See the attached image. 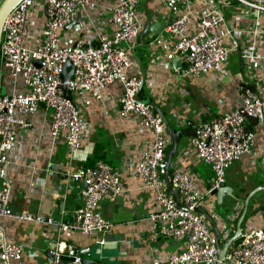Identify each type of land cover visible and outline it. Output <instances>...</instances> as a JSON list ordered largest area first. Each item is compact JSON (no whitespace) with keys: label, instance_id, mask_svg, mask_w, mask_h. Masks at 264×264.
<instances>
[{"label":"built area","instance_id":"obj_1","mask_svg":"<svg viewBox=\"0 0 264 264\" xmlns=\"http://www.w3.org/2000/svg\"><path fill=\"white\" fill-rule=\"evenodd\" d=\"M43 1L38 5L36 0H21L2 27L0 218L53 223L51 218L42 214L25 210L15 212L9 207L12 191L9 174L18 167H28L30 162H35L34 157L21 154L22 137L31 127L29 118L39 110L50 113L52 109L47 154L52 155L55 143L62 138L70 158H74L93 133L85 118L86 111L75 99L89 95L102 101L103 90L119 83L118 118L135 121L152 136L149 146L143 145L139 155L126 163L125 171L138 178L140 188L155 192L157 209L147 217L154 228L153 237L179 243L177 250H154L151 259L143 264H215L214 234L199 210L204 209L205 197L225 184L226 170L233 162L249 156L253 164L264 167V160H261L264 150L257 147L255 131L257 129L258 135L264 136V75L260 85L250 83L242 88L238 106L209 121H201L188 138L195 159L208 165L212 171L208 190H200L195 178L181 170L183 154L170 162L168 178L179 196L180 206H177L162 178L170 137L162 118L152 107L135 99L139 88L141 91L147 87L152 92L151 82L140 73L131 71L132 55L144 27L140 19L142 11L139 10L143 0ZM159 2L167 11L162 32L168 40L156 49L150 48V53L162 55L160 58L166 60L178 59L174 72L189 79L218 71L230 52L240 48L244 35L251 32L256 35L260 31L258 19L254 26L248 25L250 14L264 15V0H233V5L228 0ZM226 8H231V22L224 14ZM237 8L250 11L238 13ZM40 9L43 10L42 17L38 15ZM240 20L246 22L245 26L238 24ZM243 52L242 57L252 61L255 67L261 59L264 60V56L253 54L250 49ZM67 62L72 72L68 81L63 83L62 71ZM62 85L68 98L61 89ZM178 121L175 116L174 122ZM34 151L35 156L43 155L41 145L35 146ZM64 176L85 187L79 192L80 202L74 210V222L60 223L58 234L68 237L73 232L93 235L110 231L113 223L102 214L101 204L124 191L121 173L98 161L87 167L68 168ZM209 215L220 231L221 242H225L233 232L228 225H234L237 212L226 215L227 224L215 211H210ZM258 219L262 221L259 217H245L240 237L232 242L220 264H264V229L257 226ZM99 243L103 244V239ZM63 249L66 256L79 262L72 245H64ZM30 255L32 251L26 250L24 244L9 241L0 225V264H18L24 256Z\"/></svg>","mask_w":264,"mask_h":264},{"label":"crops","instance_id":"obj_2","mask_svg":"<svg viewBox=\"0 0 264 264\" xmlns=\"http://www.w3.org/2000/svg\"><path fill=\"white\" fill-rule=\"evenodd\" d=\"M148 1V5L143 9L150 12L151 19H146L143 23L144 25L148 23L149 29L151 24L158 22L159 17L154 14L155 11L149 9L156 6L158 0ZM233 4V1L230 2V5ZM241 12L244 11L241 10ZM161 16L165 20L166 14H161ZM260 17L261 15H258L252 21L247 20L248 25L254 26L258 19L259 25H262L264 29V20ZM241 20L240 22H242ZM245 23L243 22L241 25L245 26ZM163 28L164 25H161L156 37L148 38L145 43L142 39L141 43L145 45L147 54L145 61L137 51L141 45L134 49L132 55L134 64L131 71L140 73L147 82L152 84L150 86L152 92L144 87L139 92V98H150L158 104L164 110L170 126L175 130L181 132L188 125L192 133L193 128L195 129L201 121H209L224 111L238 106L242 88L246 84H261V77L264 75V60L261 59L258 67H255L252 61L244 59L241 54L245 49H250L253 54L264 56V53H260L259 48V45L264 42V37H262L264 32L261 34L259 27L260 31L256 35L253 32L244 35L241 38L240 48L230 52V54L236 53L238 56V61L233 64V66L236 65L232 67L231 73L229 70H225L226 63H224L221 66L223 68L221 71H219L220 68L218 71L198 78H187L197 82V85L208 83L209 91L204 95L206 99L212 98L210 91L214 86L216 92L219 93V100L215 106L210 105L211 103H202L204 99H198L189 88L180 89L178 84H174L183 77L174 72V68L178 64L173 66V60H166L160 58L163 57L162 55L159 57L158 54L150 53V48L156 49L168 40V38H164ZM102 94V101L95 100L89 95H85L80 100L75 99L82 107L81 109L86 111L85 116L90 117L88 122L98 148L97 152L94 149L93 154L90 144L93 140L91 137L83 143L82 149L74 158H70L67 145L61 138L55 143L52 155L49 156L47 152L50 150L48 134L50 113L39 110L29 118L31 127L22 137L21 154L28 158L34 157L35 162H30L28 167H18L9 174L12 190L9 207L15 212L25 210L42 214L51 218L53 223H33L12 218H0V225L4 228L6 238L12 242L22 243L26 250L32 251V255L24 256L18 264H50L49 259L45 256V251L53 243L54 246L59 247V250H62L64 245H72L77 252L86 251L88 254H82V258L97 259L99 264H143L146 260L151 259L150 254L154 250L165 252L179 248V243L173 240L153 237L154 228L147 217L157 209L155 192L151 189L140 188L138 178L125 171L126 163L139 155L143 145L149 146L152 139L151 133L139 127L135 121L128 122L118 118L117 107L121 94L119 83L111 84L103 90ZM163 106L165 107L163 108ZM175 116L179 119V123L174 122ZM183 120L186 124L184 126L182 125ZM188 138L180 133L178 148L171 162L177 159V155L183 154L181 170L191 174L196 180L197 187L206 191L210 188L212 171L208 165L195 159ZM256 144L257 147L264 150L262 134L256 138ZM37 145L42 146L43 155L35 156L34 148ZM87 153L92 154V159L93 157L96 159L83 164L81 159L87 158ZM19 157H21L20 154ZM106 158H108V162L104 160ZM261 160H264V157ZM98 161H103L116 168L121 173L124 185L122 193L101 204V212L113 223L112 228L104 234L82 235L73 232L68 237L59 235L58 226L60 223L71 224L74 222V210L80 202L79 192L83 188L80 182L65 177V170L91 166ZM236 165L247 174L254 171L263 172L262 175L258 174L259 176L255 177V181L248 189H243L245 196L255 188L264 187V167L260 168L258 163L253 164L249 156H243ZM245 196L241 197V202ZM205 200L203 208L208 212L216 208L215 196L208 195ZM248 205L251 207L249 216L262 218V221L258 219L257 226L264 229V190L252 195ZM236 208L234 212H236ZM100 239H103V244L99 243ZM60 243L64 245L62 246ZM62 251L65 252V249Z\"/></svg>","mask_w":264,"mask_h":264},{"label":"water","instance_id":"obj_3","mask_svg":"<svg viewBox=\"0 0 264 264\" xmlns=\"http://www.w3.org/2000/svg\"><path fill=\"white\" fill-rule=\"evenodd\" d=\"M20 1L21 0H0V41H1L2 27H3L5 20L8 16V14L16 7V5ZM69 27L70 26H67V28H69ZM147 29H148V23H146L144 25L143 29L141 30L139 38H138V45L136 47L142 45L141 41H142L143 36L146 33ZM136 61L140 65L138 58H136ZM172 64H173V66L178 64V59H174L172 61ZM67 68H69L70 70L68 71ZM71 72H72L71 65L68 62L65 63L63 66V71H62L63 83H66L68 81V79L71 75ZM143 78H144V76H143ZM61 89L63 90L65 97L68 98V94H67V91H66L64 85L61 86ZM139 92H140V88L138 89V91L135 94V99L141 100V101L145 102L146 104H148L152 107V109L162 118L164 125L166 127V131L170 137L171 144H170V148H169V150L165 156V166H164V172H163L162 178L166 184L168 192L175 199L177 206H180L178 193L172 187V184L169 181L168 177H169V164H170L171 159L173 158V156H174V154L178 148L181 132L178 130H175L174 128H172L170 126V123H169L168 119L166 118L164 110L160 106H158V104H156L150 98L140 99L139 98ZM194 133H195V129L193 128L192 134H194ZM211 181H212V178H211ZM83 187H85V186L83 185ZM260 190H264V187L255 188L254 190L249 192V194H247L245 196V198L242 202H241V200H238L239 201L238 206L241 205V207H239V209L237 207L236 212H237L238 216L234 222L233 232H232L231 236L225 242H221L220 231L218 230L214 220L210 217L209 212L206 209H200L199 210V212L209 222V224L212 228L213 234H214V238H215L214 246H215L216 254H217V262L215 264H220L226 258L230 245L232 244V242L236 241L240 237V235L242 233V225H243L245 217L247 216L249 200L252 197V195H254L256 192H258ZM210 195L215 196L216 205L220 204L223 201V198L225 196H228L231 198H236L232 193V188L230 186L225 185V184L220 186L218 189H213L210 192ZM54 245L55 244L53 243L52 246H49L48 249L45 251V256L49 259L50 264H99L97 259L82 258V254H88V252H86V251L77 252L76 255L80 258V260H79V262H74V259L72 257L66 256L64 251H61L58 253L59 247L54 246Z\"/></svg>","mask_w":264,"mask_h":264},{"label":"rangeland","instance_id":"obj_4","mask_svg":"<svg viewBox=\"0 0 264 264\" xmlns=\"http://www.w3.org/2000/svg\"><path fill=\"white\" fill-rule=\"evenodd\" d=\"M229 2H232L233 0H228ZM37 4L38 5H41L44 3L43 0H36ZM148 0H143L139 6V10L140 11H143L142 14L140 15V19L145 23V20H150L151 19V14L149 11L143 9L146 7V5H148ZM163 6V4L161 2H159L156 6H153V7H150L149 9H151V11H155L154 14L157 15L159 18H158V22L156 24H151L149 29L147 30L146 34L144 35V38H143V42L145 43L148 38L151 39V37H156V35L159 33L160 29H161V25H164L165 24V20L162 18L161 14H166V9H162L161 7ZM238 13H240V11H250L249 9L247 8H239L237 9ZM161 11V12H160ZM145 12V13H144ZM224 14L228 19H231V8H226L225 11H224ZM38 15L39 16H43V10H39L38 11ZM251 18L249 19L250 21H252V19H254V17L256 16L254 13H251L250 14ZM260 19L264 20V15L262 14ZM242 22H239V24H242ZM144 25V24H143ZM259 28L261 30V34H263L264 32V29H263V26L262 25H259ZM264 37V34L263 36ZM164 38L166 39L167 38V35L164 34ZM260 42V40H258ZM260 47V53H264V42L261 43V45H259ZM138 54L139 56H141L142 60L145 61L147 59V54H146V47L145 45H141L140 48H138ZM238 61V56L236 55V53H231L229 56H228V59L227 61L225 62L226 65L224 66L225 70H229V72L231 73L232 71V67L234 63H236ZM245 67V65H244ZM223 68H221L219 71H221ZM245 72H246V68L244 69ZM196 81V80H195ZM174 84H178L179 88L180 89H184V88H189L191 90V92L193 94H195V96L198 98V99H201L203 98L204 101H202V103L204 104H208V103H211L210 105H214L218 103V100H219V93L216 92V90L214 89L215 87L213 86L211 88V94H212V98L211 99H206V97L204 96L205 94L208 93L209 91V87L207 86L208 83H204L203 84H200V85H197L198 83L197 82H194V81H191L189 79H187L185 76H183L180 81L178 83H174ZM72 96V94H71ZM77 104L78 102L75 101ZM80 105V104H79ZM165 106H163L164 108ZM50 113H52V109H50L49 111ZM85 118L88 120V118L90 119V117L88 116H85ZM183 126L186 125L185 123L182 124ZM260 130V129H259ZM256 135L258 137V130L256 129ZM93 139V140H92ZM91 148H93V152L92 154L94 153V149L95 151L97 152L98 148L96 147V144L94 142V134L91 135ZM88 154V157L87 158H82L81 161L83 164H87L89 161H92L93 159L95 160L96 158L93 157V159L91 158V155L92 154ZM105 161L108 162V158L104 159ZM240 161V160H239ZM238 161H235L232 163V165L230 166V168L228 170H226V173H225V185H229L232 187V193L233 195L236 197V198H231V197H228V196H225L223 198V201L220 203V204H217L216 208L213 209L212 211H215L216 213H218L220 215V217L222 218V220L227 224L228 221H227V218H226V215L232 211L235 210V208L237 207V205L239 204V201L241 199V197H243V195L245 196V194L243 193V189H248L253 181H255V177H258L259 175H262L263 172L261 173H257L256 171L250 173V174H247V173H244L243 171H241L238 166L236 165ZM260 171V170H259ZM259 174V175H258ZM259 193V191L257 192ZM208 197V196H207ZM207 200V199H206ZM205 200V201H206ZM207 202V201H206ZM250 206L248 205V211H247V216H249V210H250ZM208 209V208H207ZM228 227L233 230V224H229ZM222 235H223V232H222ZM222 239L223 236H222Z\"/></svg>","mask_w":264,"mask_h":264},{"label":"trees","instance_id":"obj_5","mask_svg":"<svg viewBox=\"0 0 264 264\" xmlns=\"http://www.w3.org/2000/svg\"><path fill=\"white\" fill-rule=\"evenodd\" d=\"M181 133H182V135H184V136H188V137L192 136L191 128H190L188 125H186L185 128H183V129L181 130ZM168 150H169V149H168ZM167 152H168V151H167Z\"/></svg>","mask_w":264,"mask_h":264},{"label":"clouds","instance_id":"obj_6","mask_svg":"<svg viewBox=\"0 0 264 264\" xmlns=\"http://www.w3.org/2000/svg\"><path fill=\"white\" fill-rule=\"evenodd\" d=\"M237 216H238V214H237ZM233 229H234V225H233Z\"/></svg>","mask_w":264,"mask_h":264}]
</instances>
